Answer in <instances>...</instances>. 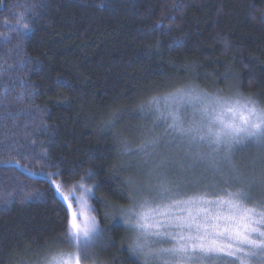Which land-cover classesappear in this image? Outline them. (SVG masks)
<instances>
[{"label": "trees", "instance_id": "obj_1", "mask_svg": "<svg viewBox=\"0 0 264 264\" xmlns=\"http://www.w3.org/2000/svg\"><path fill=\"white\" fill-rule=\"evenodd\" d=\"M189 83L264 103V0H0V142L16 146L0 151V262L12 264L26 245L42 255L46 241L60 240L65 205L46 173L59 170L70 187L92 168L91 204L114 241L94 250L95 264H131L130 234L104 213L127 205L117 185L146 169L133 158L113 175L128 158L101 123L123 109L120 126H151L137 105ZM238 154L241 162L254 153Z\"/></svg>", "mask_w": 264, "mask_h": 264}, {"label": "snow or ice", "instance_id": "obj_2", "mask_svg": "<svg viewBox=\"0 0 264 264\" xmlns=\"http://www.w3.org/2000/svg\"><path fill=\"white\" fill-rule=\"evenodd\" d=\"M19 30L30 32L26 23ZM122 112L101 123L119 145L118 155L128 158L113 165V175L133 167V158L146 171L142 180L128 177L117 185L128 203L104 217L130 234L124 243L131 264H264V103L239 91L209 92L189 83L137 105L135 112L151 126H120ZM15 147L0 142V151ZM249 147L256 154L237 162L236 153ZM60 176L59 170L46 173L54 197L65 205L60 240L46 241L42 255L26 245L12 264H95L94 250L114 243L90 203L99 188L96 171L86 169L70 187ZM100 199L106 209L113 207ZM61 242L74 250L54 247Z\"/></svg>", "mask_w": 264, "mask_h": 264}, {"label": "rangeland", "instance_id": "obj_3", "mask_svg": "<svg viewBox=\"0 0 264 264\" xmlns=\"http://www.w3.org/2000/svg\"><path fill=\"white\" fill-rule=\"evenodd\" d=\"M250 149L253 151V153H254L253 156H254V155L256 154V149H255L254 147H250ZM236 154H237V153H236ZM239 154H240V153H239ZM239 154H238V156H237V161H238V162H240V159H241V158H239V157H240ZM235 158H236V157H235ZM189 190H191V189H189ZM189 190H188V192H190ZM90 203H91V200H90ZM71 250H74V249L70 248V246L68 245V248H67L65 251H71ZM87 264H88V263H87Z\"/></svg>", "mask_w": 264, "mask_h": 264}]
</instances>
